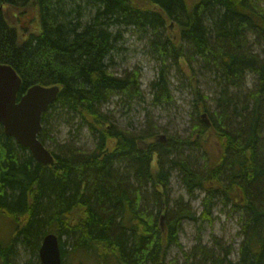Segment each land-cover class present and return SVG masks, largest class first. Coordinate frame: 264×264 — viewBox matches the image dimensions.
Wrapping results in <instances>:
<instances>
[{
    "label": "trees",
    "instance_id": "1",
    "mask_svg": "<svg viewBox=\"0 0 264 264\" xmlns=\"http://www.w3.org/2000/svg\"><path fill=\"white\" fill-rule=\"evenodd\" d=\"M128 30L159 64L152 107L173 103L172 70L185 75L197 122L188 139H161L151 124L124 131L105 111L116 100L128 110L144 101L137 71L112 70ZM0 64L21 79L18 100L34 85L60 88L38 136L45 148L51 142L52 166L0 125V219L11 230L0 232V264H21L20 250L29 257L22 264H41L48 234L59 239L62 264H167L170 248L185 264H264L262 0H0ZM197 77L209 81L215 112ZM61 122L89 132L92 150L57 145L51 134ZM173 174L190 200L202 196L199 215L171 199ZM216 207L238 216L234 260L217 238L189 253L180 243L182 224L211 225Z\"/></svg>",
    "mask_w": 264,
    "mask_h": 264
},
{
    "label": "rangeland",
    "instance_id": "2",
    "mask_svg": "<svg viewBox=\"0 0 264 264\" xmlns=\"http://www.w3.org/2000/svg\"><path fill=\"white\" fill-rule=\"evenodd\" d=\"M262 5L264 6V0H262ZM172 32L174 33L175 31ZM122 37L123 40L119 45L121 50L115 58V66L112 70L118 75L124 72L137 71L140 75L144 101L133 104L128 110L125 105L118 103L116 100L107 105L105 111L109 112L112 121L118 128L124 131L135 134L144 131L147 125L151 124L152 126L154 125L155 129H158L159 134L157 136L161 139L170 136L188 139L193 132V128L197 125V122L194 113L192 90L185 79V75L176 70H172L168 78L170 80V93L173 98V103L170 106L161 108L152 107L149 86L152 81L158 78L159 64L152 54H150L147 40L142 38L140 34L128 30L122 32ZM182 69L185 71V74L188 73L186 66H182ZM196 79H198V87L201 94L207 98L205 104L209 113L215 112L216 103L214 101L213 92L209 86V81H205L203 78L199 79V77ZM252 83L253 79L249 77L247 79L248 89L252 87ZM52 130L51 137L55 140L57 145H62L69 141L86 151L92 150L93 148V139L86 130H82L79 134H76L74 128H71L65 122L54 124ZM209 142L212 143L213 146L216 143L212 138ZM46 148L48 150L53 148L50 141L46 143ZM200 152L193 155V157L199 158ZM170 183L171 199L183 198L185 202H190L193 211L199 215L202 211V207L200 206L202 196L197 194V198L190 200L179 184L176 174L172 175ZM7 223V220L0 219V232L4 236L11 232ZM239 232L240 226L238 216L228 213V210L222 209L221 207H216L213 210V221L211 225L208 223L195 225L186 221L182 224V231L179 239L184 252L189 253L198 243H201L203 246L211 247L214 244L213 238H217L225 247H231L230 257L234 260L237 257V251L241 241ZM66 250L69 251V248H66ZM19 255L18 262L21 264L27 262L29 259L28 255L25 254L23 250H20ZM174 259L177 264H185L181 252L177 248H170L165 263L169 264L171 261H174ZM33 263L35 264V261H33Z\"/></svg>",
    "mask_w": 264,
    "mask_h": 264
},
{
    "label": "water",
    "instance_id": "3",
    "mask_svg": "<svg viewBox=\"0 0 264 264\" xmlns=\"http://www.w3.org/2000/svg\"><path fill=\"white\" fill-rule=\"evenodd\" d=\"M22 81L8 65H0V125L4 135L29 151L44 167L54 164V157L38 140L43 114L58 98V86L34 85L18 100ZM206 115H202L205 118ZM59 239L54 234L42 238L38 249L41 264H62Z\"/></svg>",
    "mask_w": 264,
    "mask_h": 264
},
{
    "label": "bare ground",
    "instance_id": "4",
    "mask_svg": "<svg viewBox=\"0 0 264 264\" xmlns=\"http://www.w3.org/2000/svg\"><path fill=\"white\" fill-rule=\"evenodd\" d=\"M170 26H172V24H171ZM180 57H181V56H180ZM0 65H1V64H0ZM18 77H19V76H18ZM55 102H56V101H55ZM55 102H54V103H55ZM54 103H53V104H54ZM50 106H51V105H50ZM50 106H49V107H50ZM199 115H200V114H199ZM187 222H188V221H187ZM58 245H59V243H58ZM59 249H60V247H59Z\"/></svg>",
    "mask_w": 264,
    "mask_h": 264
}]
</instances>
